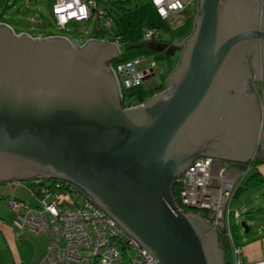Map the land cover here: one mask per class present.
I'll return each instance as SVG.
<instances>
[{
  "label": "water",
  "instance_id": "95a60500",
  "mask_svg": "<svg viewBox=\"0 0 264 264\" xmlns=\"http://www.w3.org/2000/svg\"><path fill=\"white\" fill-rule=\"evenodd\" d=\"M259 4L197 0L188 38L156 48L181 50L166 89L131 108L109 67L112 43L0 24V184L70 183L157 264H226L217 231L179 208L174 186L196 158L241 171L255 157L264 111L249 63L259 81Z\"/></svg>",
  "mask_w": 264,
  "mask_h": 264
},
{
  "label": "built area",
  "instance_id": "2783aa9c",
  "mask_svg": "<svg viewBox=\"0 0 264 264\" xmlns=\"http://www.w3.org/2000/svg\"><path fill=\"white\" fill-rule=\"evenodd\" d=\"M106 1L103 0L102 4ZM150 4L163 26H144L141 42L168 47L190 35L191 30L182 38H161L162 33L179 28L188 14L193 19L196 17L197 0H150ZM50 13L60 28L69 23H82L92 16L101 23L103 30H109L112 25L109 14L97 0H51ZM84 33L88 34L86 29ZM86 39L112 43L118 54L123 47L118 36L96 39L94 35H87ZM159 53L153 51L109 64L124 108L140 106L146 101L137 102L128 92L154 77L153 69ZM143 63H148V66L138 69ZM260 141L264 143V119L261 121ZM223 164L211 157L193 160L176 181L177 202L182 211L204 218L210 230L215 228L223 237L229 255L226 264H244L241 247L233 238L231 218L239 217V210L232 208L233 196L246 171L241 170L242 174L236 176L228 168L224 169ZM31 182L12 181L11 184L15 189L23 187L33 196L35 206L15 198L14 194L9 195L5 202L14 213L11 225L16 231H29L47 238V247L34 264H157L146 249H142L93 201L84 199L72 184L41 179H36V185Z\"/></svg>",
  "mask_w": 264,
  "mask_h": 264
},
{
  "label": "rangeland",
  "instance_id": "374dc122",
  "mask_svg": "<svg viewBox=\"0 0 264 264\" xmlns=\"http://www.w3.org/2000/svg\"><path fill=\"white\" fill-rule=\"evenodd\" d=\"M102 1L97 0L98 5L102 7L104 4V6L107 7L109 18L112 19V26L107 31L110 35L119 34V38L122 44L127 41L130 32H132L134 35H137L141 32V27L145 26V24L141 26L142 21L155 22V24L163 26V23L161 21L157 20V18H154L156 12L155 8L150 4V0H128L124 3L119 2V4L124 5L123 10L119 9L118 7L112 6L108 2L102 4ZM261 1L262 0H260L258 10L259 15H261L262 11L263 2ZM187 12H190V10ZM29 18H33L34 20L30 22L28 20ZM36 20L37 22H35ZM0 23L9 26L12 31H16L17 33H34L40 30V32L45 31V33H49L51 36L48 37H62L66 38L69 42H71V40H75L79 42L80 45H83L87 41V35H94V32L96 30L103 29V26H101V23H99L95 19V16H92L89 20L84 21L82 23H69L64 28L58 27L53 22V18L50 13V0H0ZM85 29L88 32L87 35L84 33ZM171 37L172 35L170 32H164L161 35V38L163 40H169V38ZM123 51L124 46L121 49V52ZM180 53V49L176 50L175 53L171 55V57L177 59ZM156 62L157 64L153 69L155 75L152 79L147 80L144 86L153 87V85H159L162 80H165V76H163V73H165L168 69L167 64L164 62L163 59H156ZM176 64L177 63L173 65V68ZM146 66H148V63H143L137 68L142 69ZM254 169L255 166L248 167L245 170V176L253 173ZM22 182L25 183V181ZM263 187L264 184L259 186L257 189L251 188L243 192L242 196L240 197L242 206L245 204L249 207H252L254 205L253 202L257 200L258 196L261 202L259 206L262 207L264 204ZM0 193H5L9 195H12V193H14L16 198L29 202L31 206H35L34 197L31 196L28 192H26L23 187L15 189V187L11 183L0 184ZM0 211L2 214L8 213L7 211H9L5 200L0 201ZM246 212L247 211H245L244 209V213L241 215L242 219L240 218L236 222H234L235 219L232 217V226L236 224V227L238 229H243L241 227V223H244L245 227L250 230H252L253 227L256 226H264L263 214L260 213L258 214V216L253 217V219H248L246 218L248 216V213ZM253 224H256V226H253ZM34 238L38 239L35 236ZM40 240H44L43 236H40ZM32 241L33 239L31 240V242ZM37 243H42V241L38 240ZM227 254L228 253L226 252V256Z\"/></svg>",
  "mask_w": 264,
  "mask_h": 264
},
{
  "label": "crops",
  "instance_id": "0c3cea01",
  "mask_svg": "<svg viewBox=\"0 0 264 264\" xmlns=\"http://www.w3.org/2000/svg\"><path fill=\"white\" fill-rule=\"evenodd\" d=\"M102 1V0H101ZM128 1V0H127ZM51 6V0H50ZM52 16V15H51ZM53 18V17H52ZM30 22L33 21V18L28 19ZM37 22V20L35 21ZM53 22L55 23L54 19ZM37 24V23H36ZM56 24V23H55ZM15 33H17L15 31ZM23 33V32H19ZM45 31L38 30V32L34 33H26L31 36H35L38 38H46L51 36L49 33H45ZM261 62V60H259ZM255 88L257 93L259 94L262 110L264 111V81H262V67L259 64V81H254ZM264 119V113L262 116ZM264 143L259 140L258 148L255 152V160L259 162H255L256 164L251 166H255L254 172H259L261 176L264 178ZM223 168L227 169L226 164H223ZM230 173L234 172L236 176H240L242 174L240 171H234V169H230ZM236 172V173H235ZM264 188V187H263ZM14 194V193H12ZM9 195L5 193H0V201H2L1 197ZM260 198L257 196V200L252 207L247 205L242 206V202L234 201L232 203V208H236L239 210V217L234 218V222L238 221L241 218V215L245 211L248 213L246 218L253 219V217L258 216V214H263L264 216V204L263 206H259L261 204ZM9 209V207H8ZM8 213L2 214L0 211V264H34L43 255L46 247H47V238L44 235V240H40V236L34 235L29 231L18 232L11 225V221L13 218V212L9 209ZM242 219V218H241ZM244 224V223H243ZM256 226V224H253ZM236 227V224H235ZM243 229L235 228V232L233 233V238L236 244L241 247V254L244 260V264H264V226H256L253 227L252 230L247 229L245 225L241 226ZM37 237L38 239L34 238ZM33 241L31 242V240ZM42 241V243H37V241ZM19 251V252H17ZM229 256L225 254L226 261Z\"/></svg>",
  "mask_w": 264,
  "mask_h": 264
},
{
  "label": "trees",
  "instance_id": "16d2710c",
  "mask_svg": "<svg viewBox=\"0 0 264 264\" xmlns=\"http://www.w3.org/2000/svg\"><path fill=\"white\" fill-rule=\"evenodd\" d=\"M111 1V2H110ZM127 0H107L106 2L110 3L112 6L114 7H118L119 9H124V5L123 4H119V2L124 3ZM103 9L106 11V13H108L107 7L104 6L103 4ZM109 14V13H108ZM154 18H157L154 15ZM145 24V26L147 25H154L155 22H150V21H142L141 26ZM193 24H194V19L192 17H190V14H188L187 18L185 19L184 23L177 29L171 31V35L172 37H177V38H182L185 34H187L190 30H192L193 28ZM112 26V25H111ZM144 26L141 27V30ZM140 33H138L137 35H134L132 32H130L129 37L127 38V41H125L123 43L124 46V51L119 53L117 55V57L113 58L110 63H118V62H123L126 60H129L133 57H136L138 55H145V54H149L152 53L153 51L156 52V48L162 46L163 44H147V43H143L140 41ZM108 35H110L108 33L107 30H96L94 32V37L96 39L99 38H105L108 37ZM113 35V34H112ZM113 36H118V35H113ZM157 59H163L166 61L167 64V71L165 73H163L165 76V79L167 78V76L170 74V72L173 69V60L171 58V56L160 52L159 54H157ZM165 81L162 80V82L159 85H153V87H147V86H140L136 89H132L128 92L129 96H132L137 102H143L145 100H147L149 97H151L153 94L161 92L162 90L165 89ZM255 162H259L255 159H253V161L251 163H248L244 169H247L248 167L251 166V164L255 165ZM32 185H36V180H31ZM264 184V178L261 176V174L259 172H253L249 175H246L245 178L243 179V181H241V183L238 185L234 196H233V203L234 201H237L238 198L240 199V197L242 196L243 192L249 190V189H257L259 186ZM174 194L177 195V187L174 186ZM9 195H5L2 196L1 199L5 200ZM16 198V197H15ZM237 198V199H236ZM18 199V198H17ZM236 199V200H235ZM21 200V199H20ZM239 201V200H238ZM13 212V211H12ZM189 212V211H188ZM13 217H14V213H13ZM13 219V218H12ZM235 225L232 226V232H235ZM219 242L221 247L224 249L225 254L227 252V245L223 239V237L221 235H219Z\"/></svg>",
  "mask_w": 264,
  "mask_h": 264
},
{
  "label": "flooded vegetation",
  "instance_id": "af4514ba",
  "mask_svg": "<svg viewBox=\"0 0 264 264\" xmlns=\"http://www.w3.org/2000/svg\"><path fill=\"white\" fill-rule=\"evenodd\" d=\"M188 38V37H187ZM186 38V39H187ZM182 42V41H181ZM157 52V51H156ZM162 53H165L166 54V52L165 51H162ZM180 56V55H179ZM172 58V57H171ZM179 58V57H178ZM178 58L177 59H175V58H172V60H173V62H174V64L175 63H177L176 61H178ZM253 59H251L250 60V63H249V66H250V69H251V71H252V81L254 82V78H256V76H255V71H254V66H253V61H252ZM164 62L166 63V61L164 60ZM261 63V62H260ZM262 65V64H261ZM175 67V66H174ZM168 68V67H167ZM262 69L264 70V68L262 67ZM173 70V69H172ZM165 81V83H166V79L164 80ZM254 85H256V83L254 84ZM254 159H255V157H254ZM253 161V160H252Z\"/></svg>",
  "mask_w": 264,
  "mask_h": 264
},
{
  "label": "bare ground",
  "instance_id": "6f19581e",
  "mask_svg": "<svg viewBox=\"0 0 264 264\" xmlns=\"http://www.w3.org/2000/svg\"><path fill=\"white\" fill-rule=\"evenodd\" d=\"M176 199H177V195H176ZM234 209V208H233Z\"/></svg>",
  "mask_w": 264,
  "mask_h": 264
},
{
  "label": "clouds",
  "instance_id": "9594fccd",
  "mask_svg": "<svg viewBox=\"0 0 264 264\" xmlns=\"http://www.w3.org/2000/svg\"><path fill=\"white\" fill-rule=\"evenodd\" d=\"M246 169H244V171H245Z\"/></svg>",
  "mask_w": 264,
  "mask_h": 264
}]
</instances>
